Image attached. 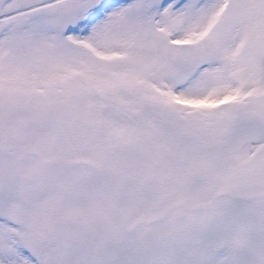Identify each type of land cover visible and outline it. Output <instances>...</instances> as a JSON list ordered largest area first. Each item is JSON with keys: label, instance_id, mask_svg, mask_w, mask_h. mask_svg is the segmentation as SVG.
<instances>
[{"label": "snow or ice", "instance_id": "1", "mask_svg": "<svg viewBox=\"0 0 264 264\" xmlns=\"http://www.w3.org/2000/svg\"><path fill=\"white\" fill-rule=\"evenodd\" d=\"M0 264H264V0H0Z\"/></svg>", "mask_w": 264, "mask_h": 264}]
</instances>
